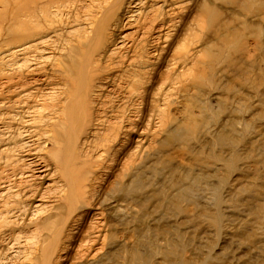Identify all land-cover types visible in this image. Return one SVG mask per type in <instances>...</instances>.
Instances as JSON below:
<instances>
[{
  "label": "rangeland",
  "instance_id": "1",
  "mask_svg": "<svg viewBox=\"0 0 264 264\" xmlns=\"http://www.w3.org/2000/svg\"><path fill=\"white\" fill-rule=\"evenodd\" d=\"M116 1L0 0V264H33L38 218L66 205L48 155L64 149L49 145L54 133L44 125L59 121L64 102L56 99L64 85L55 71L72 55V36L90 35ZM138 1L120 4L123 23L115 28L112 20L107 29L117 42L94 57L95 74L114 75L96 84L102 91L92 89L94 121L75 144L74 157L92 178L89 215L73 216L54 264H110L109 253L117 264H264V84L257 83L264 33L256 47L243 27L264 23L226 1ZM204 3L220 12L212 27L199 10ZM232 28L240 33L236 47H221L208 61L205 51L218 52ZM196 64L204 73L198 86ZM115 76L125 80L119 90L108 85ZM98 114L107 127L96 125ZM177 130L181 137L171 139ZM19 191L37 197L28 202ZM128 208L130 225L122 215ZM111 226L119 236L109 242Z\"/></svg>",
  "mask_w": 264,
  "mask_h": 264
},
{
  "label": "bare ground",
  "instance_id": "2",
  "mask_svg": "<svg viewBox=\"0 0 264 264\" xmlns=\"http://www.w3.org/2000/svg\"><path fill=\"white\" fill-rule=\"evenodd\" d=\"M123 1L124 0H117L115 3H113L111 6H109L107 9H105L101 12L100 18L95 21V24L92 27L90 35H88L86 37H84L80 34L72 36V40L74 39L75 43H74V45L68 46V48H67L72 53V55L70 56L69 60L64 59V62H62L60 70L55 71V77L58 78V81H63V85H64L63 92H61L62 95L60 94L59 97L57 95L56 99H57L58 103L60 102V100H64V102H63V105L61 107V112L59 113V116H60L59 121L55 124L54 123L53 124L45 123L44 125H46V127L51 132L54 133L53 136L47 138V142L49 143V145H51L53 147L54 146H60L61 148L64 149L63 151H61L59 149L56 151H50L48 153V155H49V158L51 159V161L54 163V165L57 168H59V170H60V178L62 179L63 183L65 184L66 192H64V194L58 196V198L64 199L66 202V205L65 206H59L55 210V212L57 213L56 215H48V216H45L42 218L41 217L38 218L36 224L39 226L38 228H39L40 232L42 233V236H41V238H40V236H38L39 237V241H38L39 244L35 248L36 254H35V257L33 260V264H54V259H55L54 257L56 256V254L60 250H62V248H63L62 245L67 240V235H65V230L67 228L68 223L73 220V216L76 215V213H78V212L83 213V211H84L86 214L89 215V211L87 210V208H90L89 206L91 203L89 202L90 200H87V199L91 198V196H90L91 191L89 192L90 185H88V184L92 180V178L89 180L86 177L88 175L87 168L89 166L85 162H83L80 159V157H77V156L74 157V155H75V144L78 142L77 139H78L79 134H81L83 131H85L88 127L92 126L93 121H94V112L95 111H94V105H93L94 101H92L93 97L91 99V96H92L91 94H93L91 92V91H93L92 89L99 88V91H102L103 86L102 87H96V84H98V83L100 85L104 84L106 82H102L101 80L107 79V77L109 75H111V76L114 75V73L112 72L113 71L112 69H108L106 72H104L105 73L104 75L95 74L98 70H101V67L98 65V63L94 62V57L97 56L99 51H104L105 47H107L108 44H112L117 40V39L113 38L114 35H111V41H109L110 35H108L107 29H108V26L112 23V20H115L113 23L115 28L120 26L123 23V19H121L117 16V11L120 10L119 6ZM134 1H136V0H132V2H134ZM218 1H222V2L226 1V3H228L230 5H240L244 10H246V11L248 10L247 13L249 11H252L249 13L254 15L255 17H261V21L264 23V0H218ZM138 2L139 3L136 2V4H140V0ZM141 2H143V1H141ZM164 4H166V3H164ZM200 7H201V9H199V10H201L200 12L203 14V16L206 17V19H208L211 22V24H209V26L210 27L214 26L215 22L218 20L220 12L218 10H216L215 7L211 8L206 3L202 4V6H200ZM175 8H177V7H175ZM11 17H12L11 18L12 23H14V24L20 23L21 13L19 12V10H17L16 12L12 11ZM129 18L132 19L131 16ZM132 21L133 20H130V21H127L126 23H130ZM262 25L263 24H257L254 22L248 23V24L247 23L243 24V27L247 31L250 32V36H252V40H253L254 45L256 47H260L259 45L261 44V41H260L261 40V33H264V25L263 26ZM11 36H13V35H11ZM14 36L17 37L18 34H14ZM239 36H240L239 31L235 30V28H232V31H230V33H228L225 36H221L220 45L218 46L219 51L217 52L216 51L217 49L215 51H211V52L206 50L205 51L206 52L205 57L207 59H209L208 61H210V58L213 59V58L220 57V53H221L220 48L221 47L234 49L236 47V44L239 41V38H240ZM21 37L28 39V38L33 37V35L22 34ZM83 37H84V39H83ZM156 38H157V40H159L160 35L157 36ZM235 40H237V42ZM144 42H146L145 47L148 46V41L145 40ZM237 50H238V48H236V51ZM143 52L145 55L146 51H143ZM263 60H264V55H263ZM259 68L260 69H258V70L260 71L261 75L257 79V83L259 85H263L264 84V67L261 66ZM193 69H194L195 74L197 72L196 76L193 75V84H195V86H198L202 82V80L204 79V73L201 70V67L197 64L194 66ZM107 80H105V81H107ZM124 81L125 80H123L121 76H115V78H111V81H110L111 84H108V85L115 86L118 89V88H120L119 83L122 84ZM116 82H118V83H116ZM94 91L96 92V89ZM98 96H100V94ZM106 96H108V94ZM109 97H110V94H109ZM34 99H37V97H34ZM106 99H108V98H106ZM14 102H16V100H14ZM106 103L99 104L98 108H100L101 110L103 109V111H105V109L108 108L106 106ZM99 106H101V107H99ZM115 106H113V107H115ZM115 113H113V114H115ZM102 114L101 115L98 114L99 118L96 120L97 123L96 122L95 123L98 126L107 127L106 124H107V121H109V120H107V121L102 120V118H103ZM40 117L42 119V116H40ZM95 117H96V115H95ZM43 118H45V117H43ZM104 119H105V117H104ZM191 119H193V118H191ZM17 121L22 122V116L18 117ZM41 122L43 123V121H41ZM126 122H129V119H127ZM58 129H61L62 132H59ZM114 132H116V130ZM181 133L182 132H178V130L175 131V133L171 136V139L175 140V139L180 138ZM184 136H185V134H184ZM220 139L221 138L219 136V140ZM66 153H68V157L66 159H63L62 157ZM71 161L74 162L75 165H73L72 167H69V164ZM231 162H232V160H231ZM262 165L264 167V162L262 163ZM129 182L130 183H136V180L131 179ZM124 187H125L124 185L120 186V189L122 192L124 191ZM19 194L23 198L24 197L28 198L27 201L29 199H30V201H33V200H35L34 198L37 197V194L35 192H31V191H23V192L19 191ZM38 196H39V194H38ZM114 202L116 203L117 201H114ZM100 204H103V202H100ZM98 205L99 204H97V206ZM124 213H126V215L130 217V221H127V224L130 225L133 222V220L135 219L131 209L130 208L126 209L125 211L122 212V215ZM117 233H118V231H117L116 226H111L110 233L107 236V240H109V242H112L116 237L118 238L119 235H117ZM128 240H130V239H128ZM92 246L93 245H91L89 248H91ZM103 246H104V243L102 244V247ZM37 254H38V256H36ZM130 254L131 255L129 256V261H130V263H132L136 259V254H133V253H130ZM164 256H165V254H164ZM117 258L118 257L113 253H109L107 255V259H108L107 261H109L110 264H117L118 263ZM99 264H103V262H100Z\"/></svg>",
  "mask_w": 264,
  "mask_h": 264
}]
</instances>
